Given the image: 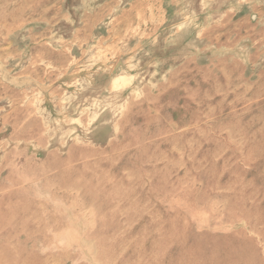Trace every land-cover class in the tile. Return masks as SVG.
I'll list each match as a JSON object with an SVG mask.
<instances>
[{
    "label": "rangeland",
    "instance_id": "1",
    "mask_svg": "<svg viewBox=\"0 0 264 264\" xmlns=\"http://www.w3.org/2000/svg\"><path fill=\"white\" fill-rule=\"evenodd\" d=\"M0 264H264V0H0Z\"/></svg>",
    "mask_w": 264,
    "mask_h": 264
}]
</instances>
